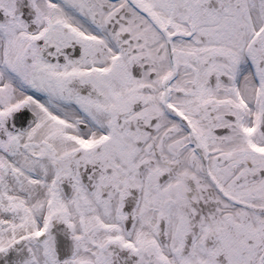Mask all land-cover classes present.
I'll return each instance as SVG.
<instances>
[{
    "label": "snow or ice",
    "instance_id": "snow-or-ice-1",
    "mask_svg": "<svg viewBox=\"0 0 264 264\" xmlns=\"http://www.w3.org/2000/svg\"><path fill=\"white\" fill-rule=\"evenodd\" d=\"M0 264H264V0H0Z\"/></svg>",
    "mask_w": 264,
    "mask_h": 264
}]
</instances>
